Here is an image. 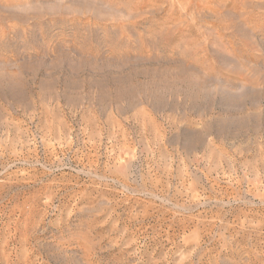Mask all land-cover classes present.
Returning a JSON list of instances; mask_svg holds the SVG:
<instances>
[{"label": "rangeland", "instance_id": "rangeland-1", "mask_svg": "<svg viewBox=\"0 0 264 264\" xmlns=\"http://www.w3.org/2000/svg\"><path fill=\"white\" fill-rule=\"evenodd\" d=\"M0 264H264V0H0Z\"/></svg>", "mask_w": 264, "mask_h": 264}]
</instances>
